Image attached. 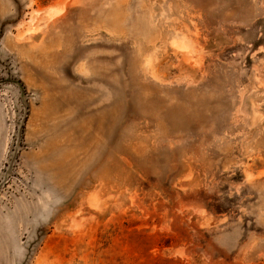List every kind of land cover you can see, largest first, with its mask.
<instances>
[{"label":"rangeland","instance_id":"374dc122","mask_svg":"<svg viewBox=\"0 0 264 264\" xmlns=\"http://www.w3.org/2000/svg\"><path fill=\"white\" fill-rule=\"evenodd\" d=\"M0 264H264V0H0Z\"/></svg>","mask_w":264,"mask_h":264}]
</instances>
